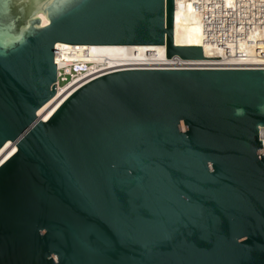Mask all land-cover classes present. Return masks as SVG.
Wrapping results in <instances>:
<instances>
[{"label": "water", "instance_id": "water-1", "mask_svg": "<svg viewBox=\"0 0 264 264\" xmlns=\"http://www.w3.org/2000/svg\"><path fill=\"white\" fill-rule=\"evenodd\" d=\"M175 2L0 0V264H264V67L116 69L38 115L59 42L221 60Z\"/></svg>", "mask_w": 264, "mask_h": 264}, {"label": "bare ground", "instance_id": "bare-ground-1", "mask_svg": "<svg viewBox=\"0 0 264 264\" xmlns=\"http://www.w3.org/2000/svg\"><path fill=\"white\" fill-rule=\"evenodd\" d=\"M193 1L195 0H176L175 2L174 41L176 44L202 46L207 57H219L221 60H185L178 56L165 58L164 45L144 47L143 45L75 44L78 45L79 49L86 50L87 53L83 54L86 56L83 58L92 62V65L88 67V74L134 67H264V44L262 42L260 45L251 46H248L250 44H242L241 47L244 49L241 51L244 53L240 54L236 48L225 54L221 48L205 42L202 38L201 15L195 8ZM47 22V18L42 15V23L46 24ZM253 37L262 38L256 34ZM75 45L59 42L57 48ZM256 46H260L261 50ZM144 48L150 49V51H144ZM74 56L64 55L65 59H73ZM77 85L60 86L54 99L38 110L39 117L44 120L49 118L57 106L76 89ZM16 150L17 146L12 141H7L0 147V164Z\"/></svg>", "mask_w": 264, "mask_h": 264}, {"label": "built area", "instance_id": "built-area-1", "mask_svg": "<svg viewBox=\"0 0 264 264\" xmlns=\"http://www.w3.org/2000/svg\"><path fill=\"white\" fill-rule=\"evenodd\" d=\"M193 4L201 15L203 40L212 46L221 48L223 53H230L234 48L239 50V54L244 53L241 51L244 49L241 47L242 44H250L248 46L260 45L261 42L264 44V0H195ZM255 34L262 38L253 37ZM147 50L150 51L144 48V51ZM86 53V50L79 49L78 45L56 48L57 89L60 86L76 84L78 88L85 82L105 73L88 74V67L92 65V62L83 58L86 56L83 54ZM64 55H75L76 57L65 59ZM260 138L263 140L264 147V127L260 130Z\"/></svg>", "mask_w": 264, "mask_h": 264}]
</instances>
